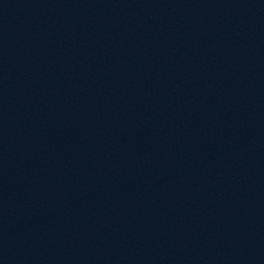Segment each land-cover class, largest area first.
<instances>
[{
	"label": "water",
	"instance_id": "obj_1",
	"mask_svg": "<svg viewBox=\"0 0 264 264\" xmlns=\"http://www.w3.org/2000/svg\"><path fill=\"white\" fill-rule=\"evenodd\" d=\"M0 264H264V0L1 25Z\"/></svg>",
	"mask_w": 264,
	"mask_h": 264
}]
</instances>
